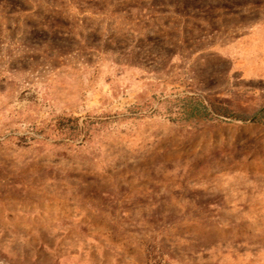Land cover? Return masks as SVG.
I'll return each mask as SVG.
<instances>
[{
	"label": "rangeland",
	"instance_id": "1",
	"mask_svg": "<svg viewBox=\"0 0 264 264\" xmlns=\"http://www.w3.org/2000/svg\"><path fill=\"white\" fill-rule=\"evenodd\" d=\"M0 264H264V0H0Z\"/></svg>",
	"mask_w": 264,
	"mask_h": 264
},
{
	"label": "trees",
	"instance_id": "2",
	"mask_svg": "<svg viewBox=\"0 0 264 264\" xmlns=\"http://www.w3.org/2000/svg\"><path fill=\"white\" fill-rule=\"evenodd\" d=\"M184 100L187 104H190L194 107H196V105H197L198 107H202L203 109H206L204 102L200 101L199 98L194 96V95H186L184 97ZM194 109H196V108H194ZM194 114H195V112H190L189 115H194ZM231 115H233V114H231Z\"/></svg>",
	"mask_w": 264,
	"mask_h": 264
}]
</instances>
